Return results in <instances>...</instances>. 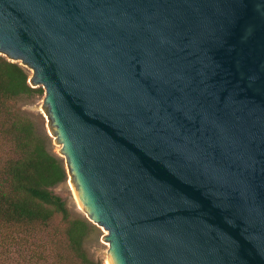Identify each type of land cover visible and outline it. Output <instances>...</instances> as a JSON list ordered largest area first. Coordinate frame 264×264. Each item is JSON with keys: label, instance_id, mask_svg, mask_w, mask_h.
<instances>
[{"label": "water", "instance_id": "obj_1", "mask_svg": "<svg viewBox=\"0 0 264 264\" xmlns=\"http://www.w3.org/2000/svg\"><path fill=\"white\" fill-rule=\"evenodd\" d=\"M107 264H264V0H0Z\"/></svg>", "mask_w": 264, "mask_h": 264}, {"label": "trees", "instance_id": "obj_2", "mask_svg": "<svg viewBox=\"0 0 264 264\" xmlns=\"http://www.w3.org/2000/svg\"><path fill=\"white\" fill-rule=\"evenodd\" d=\"M0 55V264H103L85 242L95 226L54 189L67 180L41 115L20 103L43 90Z\"/></svg>", "mask_w": 264, "mask_h": 264}, {"label": "rangeland", "instance_id": "obj_3", "mask_svg": "<svg viewBox=\"0 0 264 264\" xmlns=\"http://www.w3.org/2000/svg\"><path fill=\"white\" fill-rule=\"evenodd\" d=\"M5 57V56H4ZM22 65L21 63H19ZM23 66V65H22ZM25 67V66H23ZM28 71L30 76L33 74V72L25 67ZM43 90L41 94H38L30 99H25L20 103V107L27 112L29 115L35 117L38 115H41L44 119L45 127L48 132L47 127V117L45 115V112L43 110V102L45 98V89L43 87H38ZM49 133V132H48ZM50 137L52 138L53 142V148L57 155H59V145H57L54 142V138L49 133ZM60 156V155H59ZM61 157V156H60ZM54 191L60 195L64 200H66L68 207L75 212L77 215H80L84 218H86L85 214L81 211L77 199L73 190V187L70 183L69 176L67 174V180L64 183H61L58 185ZM87 219V218H86ZM93 224V223H92ZM95 226V229L89 234L88 238L86 239L85 245L87 250L89 251L90 255L95 260H100L103 262V264H107V258H108V243L104 241L103 237L107 235V232L99 227L96 224H93Z\"/></svg>", "mask_w": 264, "mask_h": 264}]
</instances>
